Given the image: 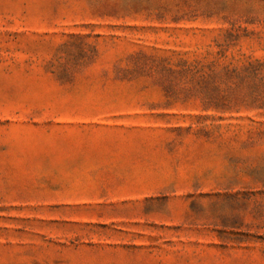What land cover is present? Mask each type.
<instances>
[{
	"label": "rangeland",
	"instance_id": "1",
	"mask_svg": "<svg viewBox=\"0 0 264 264\" xmlns=\"http://www.w3.org/2000/svg\"><path fill=\"white\" fill-rule=\"evenodd\" d=\"M0 264H264V0H0Z\"/></svg>",
	"mask_w": 264,
	"mask_h": 264
}]
</instances>
